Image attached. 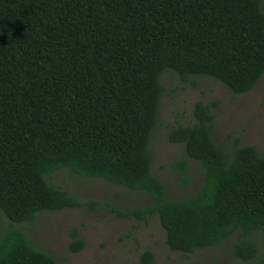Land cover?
Masks as SVG:
<instances>
[{
	"label": "trees",
	"instance_id": "1",
	"mask_svg": "<svg viewBox=\"0 0 264 264\" xmlns=\"http://www.w3.org/2000/svg\"><path fill=\"white\" fill-rule=\"evenodd\" d=\"M166 70L191 85L209 76L234 94L251 91L264 75L263 0H0V210L30 224L42 211L95 209L48 179L68 169L150 197L113 211L157 214L174 251L220 246L240 231L233 256L264 264L253 237H264V154L239 137L232 150L214 140L216 103L196 101L193 122L168 132L184 145L172 167L188 182L197 160L201 187L171 197L152 172ZM73 237L71 250H81L77 229ZM0 264L61 263L11 227L0 234Z\"/></svg>",
	"mask_w": 264,
	"mask_h": 264
},
{
	"label": "rangeland",
	"instance_id": "2",
	"mask_svg": "<svg viewBox=\"0 0 264 264\" xmlns=\"http://www.w3.org/2000/svg\"><path fill=\"white\" fill-rule=\"evenodd\" d=\"M161 80L165 91L150 142L152 172L167 184L171 197L191 195L202 185L197 160L190 159L189 169L184 173L190 177L188 182L172 167L175 158L183 154L184 145L168 139L172 127L193 122L194 104L198 100L216 103L214 140L217 143L232 150L234 138L239 137L240 145H254L264 154V75L245 94H234L223 82L209 76H201L197 85H191L182 82L175 71L166 70ZM48 179L99 205L95 209L67 207L42 211L30 224L13 223L0 210V234L11 227L24 228L35 244L61 264H146L142 255L147 250L154 254L151 264H252L232 254L233 242L241 237L240 231L220 246L201 248L194 253L174 251L167 244L166 231L157 214L144 220L123 217L113 211L114 207L130 209L151 203L150 197L104 179L72 174L68 169L58 170ZM74 229L78 238L84 240L79 251L71 250ZM253 237L263 253L264 237L260 232Z\"/></svg>",
	"mask_w": 264,
	"mask_h": 264
}]
</instances>
